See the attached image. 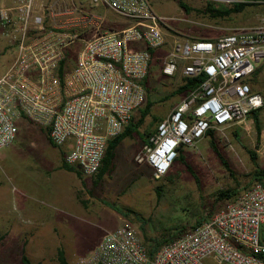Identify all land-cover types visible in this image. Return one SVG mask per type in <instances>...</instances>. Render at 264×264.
<instances>
[{"label":"built area","instance_id":"built-area-1","mask_svg":"<svg viewBox=\"0 0 264 264\" xmlns=\"http://www.w3.org/2000/svg\"><path fill=\"white\" fill-rule=\"evenodd\" d=\"M128 22L87 37L44 24L37 0H0V38L15 39L14 57L0 74V148L15 138L21 117L47 130L64 147L63 161L82 176L99 171L106 141L119 134L146 101L150 61L160 72L181 78L201 76L156 123L142 144L137 162L157 179L178 151L206 135L242 122L263 104L247 81L257 67L264 78V22L232 27L212 38L173 39L163 47L165 18L149 0H89ZM231 1V0H230ZM80 11V9H78ZM38 11L41 13L38 14ZM87 18L101 19L88 12ZM56 14L51 13V20ZM87 20V19H85ZM79 42L71 70L56 74L65 51ZM264 264V179L226 201L209 218L184 229L148 254L132 223L105 231L75 264Z\"/></svg>","mask_w":264,"mask_h":264},{"label":"rangeland","instance_id":"rangeland-1","mask_svg":"<svg viewBox=\"0 0 264 264\" xmlns=\"http://www.w3.org/2000/svg\"><path fill=\"white\" fill-rule=\"evenodd\" d=\"M149 1L155 13L165 18L163 32L168 34L165 45L156 49L157 56L175 38L180 41L212 38L232 27L264 22V0H181L188 11L176 0ZM242 1L251 5L223 17H211L202 11L207 3L224 8ZM37 2L52 5L53 11L42 12L47 27L81 31L90 26L86 35L89 36L99 22V31L107 30L103 26L110 23L117 24V28L128 24L110 9L89 0ZM50 12L56 14L51 20ZM84 12L95 14L101 21L87 18ZM13 34L0 38V74L14 57ZM74 45L78 46L79 42ZM179 67L180 64L177 72L168 76L160 72L158 58L150 61L144 81L146 100L152 103L150 110L137 131L118 143L111 169L94 187H89V177L84 179L88 186H84L74 173L55 168L62 147L51 145L37 125L21 117L16 119L14 140L0 148V264H20L22 254L32 263L57 264V248L63 250L69 264H75L76 258L95 245L105 231L117 228L123 221L132 223L146 247L148 238L175 233L181 226L186 229L200 217L204 220L225 201L215 198L220 188L241 189L255 167L264 166V88L261 86H254L263 98L257 111L258 134L249 115L238 125L214 131L215 143L230 171L216 157L206 135L182 149L183 161L193 174L174 159L169 169L155 179L145 162L135 160L143 144L140 133L156 126L151 117L161 119L183 96L174 93L182 82ZM258 75L263 78L262 70ZM142 108L143 105L130 120L135 122ZM78 190L83 199L89 194L87 204L76 199Z\"/></svg>","mask_w":264,"mask_h":264},{"label":"trees","instance_id":"trees-1","mask_svg":"<svg viewBox=\"0 0 264 264\" xmlns=\"http://www.w3.org/2000/svg\"><path fill=\"white\" fill-rule=\"evenodd\" d=\"M177 3L185 11H188V7L186 5H184L181 0H177ZM249 5H251L250 2H243L242 1V2L233 3L229 7L218 8V7H213L210 3H207L202 11L211 17H223V16L228 15L229 13L240 12L246 6H249ZM116 25L117 24L110 23L109 26H106V27L103 26V28H106L107 30H111V29L117 28ZM89 30H90V26H89V28L82 29L81 31L77 28H71L70 29V31L78 33V35H80L82 37L83 36L87 37L86 35L89 34L88 33ZM71 47H73L74 49L68 48L65 51L63 59L60 60L58 65H57L56 74L59 77H62L63 72L71 70L74 66L75 51L77 50L78 46L72 45ZM259 72H260V68L257 67L255 69V71L252 73V75L247 80L249 82V84L251 85V89L254 91H256L254 86H261L264 88V79L258 75ZM145 79H144V81H145ZM200 80H201V76L192 77V78H187V77L182 78V82L175 88L174 93H185V92L193 89ZM143 84H144V82H143ZM151 105H152L151 101L147 99L143 105V108L140 110V115H139L138 119L135 122L130 120L119 134H117L116 136H114L110 139H107L104 155L101 159V165H100L99 171L92 176L93 181L99 180L105 172H107L111 169L115 147L118 145V143L124 137L131 135V133H133L134 131H137L136 130L137 127L142 123L143 117L149 112ZM258 109L250 112V114H249V116L251 117V119L254 123V127L256 129L257 134H258L259 129H260L258 112H257ZM151 121L158 122V121H160V119L157 118L156 116H152ZM39 128H41V127H39ZM41 129L44 131L48 142L51 145H54L50 141V139L47 135V130L44 128H41ZM153 130H147L146 129L140 133V135H141L140 137H141V140L143 143L146 141V138L148 137V135ZM234 135H236L235 131H234ZM206 136H208V144L211 147L212 151L215 153L216 157L220 160V162L223 164V166L228 171H230L231 169H230L229 164L227 163L226 159L222 156L221 152L219 151V149L215 143L214 130H212V129L208 130L206 132ZM54 146H56V145H54ZM175 159L181 161L184 164V166L186 167V169L193 174L190 166L186 162L183 161L182 149H180L178 151ZM61 167L64 169L73 171L79 177L81 176V174L77 170H75L72 166L66 164L62 159H61ZM263 179H264V166L263 167L256 166L255 169L252 171L250 179L248 180L247 184L243 185L241 189H235L233 187L225 188V189L220 188L216 192L215 198L219 201H224V200L225 201L220 206H218L210 215H208L204 219L209 218L215 211L220 209L226 201H228L230 199H234L244 189L248 188L249 186H251L255 182L262 181ZM201 219H203V217L195 219L194 223L196 224V223L201 222L202 221ZM183 230H184V227L181 226V228L177 229V231L175 233L164 234V235H162L160 237H156V238H148L147 239L148 242L146 243V250H147L148 254L154 253V251L159 246H161L162 244L174 239ZM56 260H57V264H69L65 258L64 252L61 248H57V250H56ZM20 264H40V262L37 261V262L32 263L27 256L22 254L20 257Z\"/></svg>","mask_w":264,"mask_h":264},{"label":"crops","instance_id":"crops-1","mask_svg":"<svg viewBox=\"0 0 264 264\" xmlns=\"http://www.w3.org/2000/svg\"><path fill=\"white\" fill-rule=\"evenodd\" d=\"M6 3L8 4L9 3V0H6ZM95 15V14H94ZM167 114V113H166ZM17 133V132H16ZM16 136V135H15ZM48 141V140H47ZM62 147V146H61ZM116 148V147H115ZM63 152H64V147H62V150H60V152H59V163L55 166V168H57V169H60V170H65V171H68V172H72V173H74L73 171H70V170H67V169H64V168H62L61 167V159L63 160V158H62V155H63ZM114 155H115V150H114ZM114 158V157H113ZM113 161V160H112ZM54 168V169H55ZM74 175L80 180V183L81 184H84V186H86L87 184H86V181H84V179L86 178L85 176H83L84 178H82V175L79 177L78 175H76L75 173H74ZM102 177V176H101ZM101 179V178H100ZM100 179L99 180H95V181H93V178H92V176H90L89 178H88V183H89V187L90 186H92L93 185V187L94 186H96V184H98V182L100 181ZM88 186V185H87ZM89 190H90V188H89ZM81 194V191L80 190H78V191H76L75 192V197H76V199L80 202V203H82L83 205L84 204H87V202L88 201H90V196H89V194L85 197V199H83L82 197H81V195H80V197H79V195ZM119 219V218H118ZM94 246V245H93ZM92 246V247H93ZM92 247H90V248H92ZM90 248H88V250L90 249ZM87 250V251H88Z\"/></svg>","mask_w":264,"mask_h":264},{"label":"water","instance_id":"water-1","mask_svg":"<svg viewBox=\"0 0 264 264\" xmlns=\"http://www.w3.org/2000/svg\"><path fill=\"white\" fill-rule=\"evenodd\" d=\"M177 1V0H176Z\"/></svg>","mask_w":264,"mask_h":264}]
</instances>
